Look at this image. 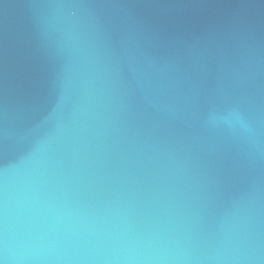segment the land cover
<instances>
[{
	"label": "water",
	"instance_id": "water-1",
	"mask_svg": "<svg viewBox=\"0 0 264 264\" xmlns=\"http://www.w3.org/2000/svg\"><path fill=\"white\" fill-rule=\"evenodd\" d=\"M0 264H264V0H0Z\"/></svg>",
	"mask_w": 264,
	"mask_h": 264
}]
</instances>
